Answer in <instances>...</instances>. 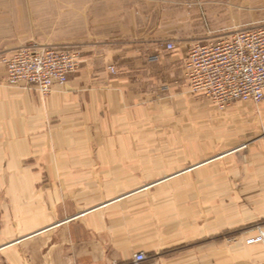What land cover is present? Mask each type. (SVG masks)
Wrapping results in <instances>:
<instances>
[{"label": "crops", "instance_id": "obj_1", "mask_svg": "<svg viewBox=\"0 0 264 264\" xmlns=\"http://www.w3.org/2000/svg\"><path fill=\"white\" fill-rule=\"evenodd\" d=\"M156 2L95 16L87 36L37 38L82 60L46 96L8 86L0 63L4 264H264V242L222 241L243 227L264 241V116L190 94L186 52L164 49L181 34ZM33 40L0 41V57ZM237 186H249L240 208Z\"/></svg>", "mask_w": 264, "mask_h": 264}, {"label": "built area", "instance_id": "obj_2", "mask_svg": "<svg viewBox=\"0 0 264 264\" xmlns=\"http://www.w3.org/2000/svg\"><path fill=\"white\" fill-rule=\"evenodd\" d=\"M177 48L172 41L164 46L167 52ZM185 52L184 77L191 95L204 97L221 110L234 103L257 106L264 101V24L226 38L200 40ZM1 58L8 86H31L42 96L55 86H65L69 75L82 64L73 46L22 47ZM107 69L115 72L113 66ZM263 242L259 234L245 240L248 247ZM132 260L135 264L147 261L143 253L134 254ZM0 264L4 263L0 260Z\"/></svg>", "mask_w": 264, "mask_h": 264}, {"label": "rangeland", "instance_id": "obj_3", "mask_svg": "<svg viewBox=\"0 0 264 264\" xmlns=\"http://www.w3.org/2000/svg\"><path fill=\"white\" fill-rule=\"evenodd\" d=\"M156 1V6L159 8H167L166 11H161V18H171L176 21V33L181 34V37L174 43L177 49L184 52L192 43L200 40L226 38L236 31L256 28L264 24V4L252 7L243 5L240 8L231 7L229 2L221 3V0ZM136 2L139 4L137 7L140 6L145 10L148 6H153L150 5L153 0H136ZM133 4L134 0H118V2L114 0H0V41L4 44L18 35H28L34 40L23 47L41 48L40 44L34 41L43 34L71 32L87 36L91 30L89 25L91 18L109 16L105 13L132 8ZM1 59L0 57V63ZM233 106L235 108H232ZM212 107L218 112L230 110L233 117L264 116V101L257 106L249 103H234L224 110L215 108L213 105ZM173 144L176 142L169 143L170 146ZM156 147L157 144L152 145V149ZM248 188L249 186L236 187L240 197L237 202L238 208L244 207V194ZM247 230L248 227H243L235 231H224L222 241L229 245L237 241L245 242Z\"/></svg>", "mask_w": 264, "mask_h": 264}]
</instances>
